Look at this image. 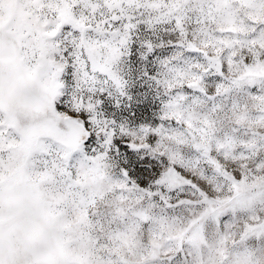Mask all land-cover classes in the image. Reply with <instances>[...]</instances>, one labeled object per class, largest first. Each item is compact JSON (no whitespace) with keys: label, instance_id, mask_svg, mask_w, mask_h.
Here are the masks:
<instances>
[{"label":"snow or ice","instance_id":"obj_1","mask_svg":"<svg viewBox=\"0 0 264 264\" xmlns=\"http://www.w3.org/2000/svg\"><path fill=\"white\" fill-rule=\"evenodd\" d=\"M0 264H264V0H0Z\"/></svg>","mask_w":264,"mask_h":264}]
</instances>
